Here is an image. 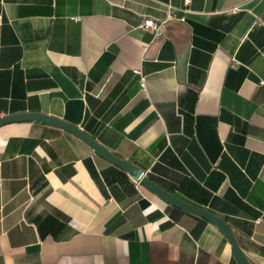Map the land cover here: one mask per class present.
Here are the masks:
<instances>
[{"label": "crops", "instance_id": "1", "mask_svg": "<svg viewBox=\"0 0 264 264\" xmlns=\"http://www.w3.org/2000/svg\"><path fill=\"white\" fill-rule=\"evenodd\" d=\"M166 2L0 0V118L76 125L264 264V0H171L174 18ZM0 264L238 263L215 225L73 133L14 122L0 126Z\"/></svg>", "mask_w": 264, "mask_h": 264}, {"label": "water", "instance_id": "2", "mask_svg": "<svg viewBox=\"0 0 264 264\" xmlns=\"http://www.w3.org/2000/svg\"><path fill=\"white\" fill-rule=\"evenodd\" d=\"M14 122H42L48 125L63 128L73 133L74 135L82 139L85 143H87L97 155L125 170L136 182L147 188L150 192L155 194L167 204L198 215L215 225L218 229H220V231L230 242L232 247V254L238 264H254L240 248L236 236L227 222H225L214 213L208 211L207 209L192 205L171 194L157 183L152 182L150 179H148L143 169H141L131 161L119 157L114 152L101 145L95 138L90 136L88 133H86L76 125H73L59 118L49 116L47 114L34 112L20 113L0 118V126Z\"/></svg>", "mask_w": 264, "mask_h": 264}, {"label": "built area", "instance_id": "3", "mask_svg": "<svg viewBox=\"0 0 264 264\" xmlns=\"http://www.w3.org/2000/svg\"><path fill=\"white\" fill-rule=\"evenodd\" d=\"M166 9H167V13L169 18H174V6L171 3V0H167V2L165 3ZM76 20H78V18H75ZM143 25L146 29L152 31L155 35H159L162 31V26L163 23L162 22H157L155 19L153 18H147L144 20ZM234 62L236 63L235 59ZM141 88L142 91H145V85L143 82V78H141ZM138 185L139 183L136 182Z\"/></svg>", "mask_w": 264, "mask_h": 264}]
</instances>
